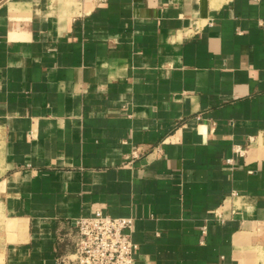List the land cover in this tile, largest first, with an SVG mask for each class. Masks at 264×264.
Listing matches in <instances>:
<instances>
[{"label":"crops","instance_id":"crops-1","mask_svg":"<svg viewBox=\"0 0 264 264\" xmlns=\"http://www.w3.org/2000/svg\"><path fill=\"white\" fill-rule=\"evenodd\" d=\"M96 210L133 264H264V0H0V264Z\"/></svg>","mask_w":264,"mask_h":264},{"label":"built area","instance_id":"built-area-1","mask_svg":"<svg viewBox=\"0 0 264 264\" xmlns=\"http://www.w3.org/2000/svg\"><path fill=\"white\" fill-rule=\"evenodd\" d=\"M132 220L100 210L76 218L73 250L62 259L63 264H133L138 244L128 234Z\"/></svg>","mask_w":264,"mask_h":264}]
</instances>
